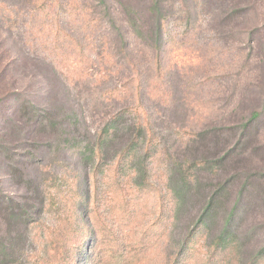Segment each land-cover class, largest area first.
<instances>
[{
  "label": "rangeland",
  "instance_id": "obj_1",
  "mask_svg": "<svg viewBox=\"0 0 264 264\" xmlns=\"http://www.w3.org/2000/svg\"><path fill=\"white\" fill-rule=\"evenodd\" d=\"M0 264H264V0H0Z\"/></svg>",
  "mask_w": 264,
  "mask_h": 264
},
{
  "label": "trees",
  "instance_id": "obj_2",
  "mask_svg": "<svg viewBox=\"0 0 264 264\" xmlns=\"http://www.w3.org/2000/svg\"><path fill=\"white\" fill-rule=\"evenodd\" d=\"M259 115V112H254L253 114H252V118H256L257 116ZM209 208L210 207H206V209H205V212H207L208 210H209Z\"/></svg>",
  "mask_w": 264,
  "mask_h": 264
}]
</instances>
